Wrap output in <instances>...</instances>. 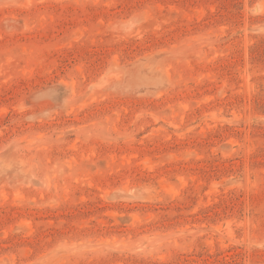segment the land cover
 <instances>
[{
  "label": "rangeland",
  "instance_id": "obj_1",
  "mask_svg": "<svg viewBox=\"0 0 264 264\" xmlns=\"http://www.w3.org/2000/svg\"><path fill=\"white\" fill-rule=\"evenodd\" d=\"M0 264H264V0H0Z\"/></svg>",
  "mask_w": 264,
  "mask_h": 264
}]
</instances>
